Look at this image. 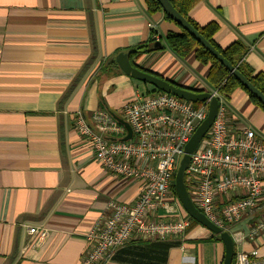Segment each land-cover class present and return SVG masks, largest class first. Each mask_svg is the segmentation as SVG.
I'll use <instances>...</instances> for the list:
<instances>
[{"label":"crops","instance_id":"obj_1","mask_svg":"<svg viewBox=\"0 0 264 264\" xmlns=\"http://www.w3.org/2000/svg\"><path fill=\"white\" fill-rule=\"evenodd\" d=\"M189 17L215 22L221 48L241 41L245 62L264 73V0H197ZM180 32L146 0H0V264H81L86 235L109 204L133 201L138 184L101 167L75 119L90 121L97 110L121 119L125 102L152 91L119 70L114 57L125 51L141 71L210 92L209 66L194 51L180 58L167 48L166 35ZM226 106L232 127L264 141V112L243 90ZM258 206L256 219L231 230L245 236L235 254L256 250L264 259V229L247 237L264 219V195ZM214 236L190 220L183 236L128 243L109 264H221L224 246Z\"/></svg>","mask_w":264,"mask_h":264},{"label":"built area","instance_id":"obj_2","mask_svg":"<svg viewBox=\"0 0 264 264\" xmlns=\"http://www.w3.org/2000/svg\"><path fill=\"white\" fill-rule=\"evenodd\" d=\"M218 110L207 133L190 154L185 170L186 191L206 219L231 235L234 246L245 236L231 227L256 219L258 201L264 195V141L248 128L232 127L226 101L217 91L208 92ZM208 101L195 106L172 95L151 91L135 93L121 109V119L131 130L128 140L123 125L104 110L90 121L78 114L76 130L94 159L116 177L134 181L138 192L132 202L110 203V214L86 235L87 250L81 264H109L113 255L131 242L164 241L183 236L190 218L174 191V173L184 147L206 118ZM247 237L264 229L257 219ZM43 239L46 232L29 228ZM234 264H264L256 250L239 251Z\"/></svg>","mask_w":264,"mask_h":264},{"label":"water","instance_id":"obj_3","mask_svg":"<svg viewBox=\"0 0 264 264\" xmlns=\"http://www.w3.org/2000/svg\"><path fill=\"white\" fill-rule=\"evenodd\" d=\"M163 14L169 17L178 27L185 31L189 36L193 37L194 40L207 51L216 61H218L229 73L230 77H233L242 88L248 91L252 96H254L263 106H264V95L251 85L238 70L231 66L179 13L174 9L169 0H155ZM155 48V49H159ZM130 53L127 51L120 53L114 57V61L118 66L119 70L140 83H144L152 86L155 90L172 95L181 100H185L192 103H203L208 101V112L206 118L199 124V126L194 131L190 140L184 147L183 154L180 156L175 173H174V191L179 200V203L187 214V216L193 220L195 223L201 225L213 235L217 236L224 246V256L221 264H232L234 256V243L232 237L227 232H223L220 228L209 222L206 217L200 213L193 205L184 183L185 170L189 164L190 154H192L197 148L200 140L207 133L210 128L215 115L218 110V101L211 97L208 92L189 90L183 87H178L173 83L154 76L152 74L146 73L139 70L138 68L131 65L129 61ZM114 119L124 126L126 130V136L121 139L126 141L131 136V130L129 125L122 119L114 116Z\"/></svg>","mask_w":264,"mask_h":264},{"label":"trees","instance_id":"obj_4","mask_svg":"<svg viewBox=\"0 0 264 264\" xmlns=\"http://www.w3.org/2000/svg\"><path fill=\"white\" fill-rule=\"evenodd\" d=\"M169 1L181 17H183L227 62H229L231 66L235 67L253 87L264 95V73L256 72L245 62L248 49L241 41H235L225 48L219 47L213 39L219 29L218 25L215 22H211L205 26H200L189 17V12L195 6L197 0ZM146 4L150 12L161 11L159 4L155 0H146ZM164 16L168 21L173 22L165 14ZM179 29L181 31L180 33H169L165 37V44L171 52L183 58L194 51L196 61L209 66L206 82L211 88V91H217L225 101H229L233 93L237 89H241L246 93L249 100L264 112V106L254 96L242 88L233 77H230L228 71L205 51L193 37L189 36L180 27ZM152 91L156 90L152 87ZM198 105H200V103L195 104V106ZM191 222L195 224L193 220H191ZM213 238L220 241L217 236ZM234 262L235 253L232 264H234Z\"/></svg>","mask_w":264,"mask_h":264},{"label":"rangeland","instance_id":"obj_5","mask_svg":"<svg viewBox=\"0 0 264 264\" xmlns=\"http://www.w3.org/2000/svg\"><path fill=\"white\" fill-rule=\"evenodd\" d=\"M148 87L151 88L152 86L148 85ZM138 89H139L141 92H143V91H144V85L141 84V83H139V84H138ZM195 104H197V103H195Z\"/></svg>","mask_w":264,"mask_h":264}]
</instances>
